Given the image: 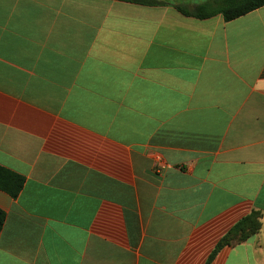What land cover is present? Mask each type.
Returning a JSON list of instances; mask_svg holds the SVG:
<instances>
[{
	"label": "crops",
	"instance_id": "crops-1",
	"mask_svg": "<svg viewBox=\"0 0 264 264\" xmlns=\"http://www.w3.org/2000/svg\"><path fill=\"white\" fill-rule=\"evenodd\" d=\"M0 166V264H264V7L0 0Z\"/></svg>",
	"mask_w": 264,
	"mask_h": 264
},
{
	"label": "trees",
	"instance_id": "trees-1",
	"mask_svg": "<svg viewBox=\"0 0 264 264\" xmlns=\"http://www.w3.org/2000/svg\"><path fill=\"white\" fill-rule=\"evenodd\" d=\"M113 1V0H112ZM147 7H172L185 17L207 20L222 16L226 22L236 20L264 7V0H117ZM25 177L0 166V191L17 199ZM7 213L0 208V233L6 223Z\"/></svg>",
	"mask_w": 264,
	"mask_h": 264
}]
</instances>
